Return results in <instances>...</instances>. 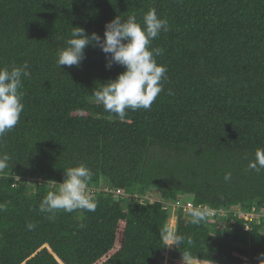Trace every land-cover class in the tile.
I'll use <instances>...</instances> for the list:
<instances>
[{"label": "trees", "instance_id": "16d2710c", "mask_svg": "<svg viewBox=\"0 0 264 264\" xmlns=\"http://www.w3.org/2000/svg\"><path fill=\"white\" fill-rule=\"evenodd\" d=\"M150 8L167 18L151 48L166 67L150 109L121 120L92 96L125 69L106 67L91 45L79 67L56 65L72 27L103 38L105 24ZM29 65L17 125L0 137V170L43 180L28 188L0 182V264H160V233L175 216L184 240L173 259L205 264H259L264 253V169L248 167L264 148V0H0V67ZM91 169L89 188L150 196L139 204L97 193L94 212H41L46 182L64 169ZM230 174V179L225 176ZM180 198L238 214L191 222L165 208ZM249 230L245 231V225ZM29 225L34 227L29 228Z\"/></svg>", "mask_w": 264, "mask_h": 264}, {"label": "clouds", "instance_id": "9594fccd", "mask_svg": "<svg viewBox=\"0 0 264 264\" xmlns=\"http://www.w3.org/2000/svg\"><path fill=\"white\" fill-rule=\"evenodd\" d=\"M168 30L167 18H159L156 10L150 8L143 14L142 24L137 22L133 14L122 20L119 16L105 24L103 38L93 32L86 34L81 27H72L70 38L65 46L57 50L55 62L61 66L79 67L86 58L85 49L90 45L99 48L106 58V67L113 64L125 69L116 79L99 84L94 88L92 96L105 111L123 120L127 110L150 109L158 94L162 91L167 69L157 63L155 57L163 54L162 48H151V42L161 31ZM29 65L0 67V137L13 129L19 122L24 108L22 103L23 79L30 78ZM11 157L7 153L0 154V170L8 167ZM248 167L259 172L264 169V148H258L255 159ZM93 173L84 163L64 169V179L57 184L50 181L54 190H50L42 198L41 212L63 210L73 212L86 210L94 212L97 204L89 188ZM230 179V174L225 180ZM191 222L199 224L208 217V211L200 208L190 213ZM29 228L34 227L29 225ZM163 239L178 246L183 242L182 235L173 234L167 228L160 233ZM259 264H264V253L259 254Z\"/></svg>", "mask_w": 264, "mask_h": 264}, {"label": "built area", "instance_id": "2783aa9c", "mask_svg": "<svg viewBox=\"0 0 264 264\" xmlns=\"http://www.w3.org/2000/svg\"><path fill=\"white\" fill-rule=\"evenodd\" d=\"M5 178H10L13 181L12 186L15 187L17 185V183L19 181H23L24 183H26L27 187H35L36 186H41L43 184V180L39 179V178H26L23 179V177L17 176L14 173H11L9 175L5 174V173H1L0 172V182L5 179ZM57 184L62 183V182H56ZM47 185H49V187L51 189H54L51 182H46ZM91 193L94 196H96L97 193H101V194H105V195H111L113 198H115L116 200H123V199H130L131 201L137 202L139 204H143L145 202L148 203H153L155 201V199H153L150 196H145V197H139L138 195H129V194H125L124 192H122L121 190L118 189H113L107 186H101L98 189H91ZM165 208H171L172 210H180L184 213L185 216L189 217L191 216L190 213L193 209L196 208H200L201 210H207L208 211V217L210 218H214V217H221L224 216L225 214H233L236 213L238 214V212H240L238 209H232V210H228V211H224V210H214V209H208L206 207H201V206H194L193 202L188 199V198H180L178 200H176L173 204H167L165 206ZM247 218L249 219L250 222H258L261 218H264V211H258L255 208L251 209L249 211V213H246ZM170 220H174V224L173 225H169V221ZM175 225H176V217L173 216L168 220L167 223V229L169 230V232L171 233H175ZM245 231L249 230V225L246 224ZM172 246V245H171Z\"/></svg>", "mask_w": 264, "mask_h": 264}, {"label": "rangeland", "instance_id": "374dc122", "mask_svg": "<svg viewBox=\"0 0 264 264\" xmlns=\"http://www.w3.org/2000/svg\"><path fill=\"white\" fill-rule=\"evenodd\" d=\"M174 220H170L169 221V225H173L174 224ZM165 245L167 247V250H163L162 251V255H161V260H160V264H205V263H199L196 261H191V260H180V259H173L170 256V247L172 245L171 241H166L165 240Z\"/></svg>", "mask_w": 264, "mask_h": 264}]
</instances>
